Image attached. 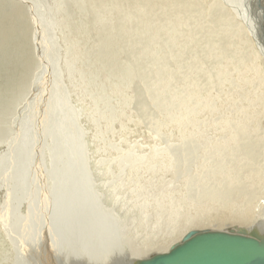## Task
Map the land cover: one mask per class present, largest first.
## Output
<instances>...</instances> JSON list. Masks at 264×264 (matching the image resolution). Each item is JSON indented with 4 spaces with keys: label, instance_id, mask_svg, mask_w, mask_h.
I'll list each match as a JSON object with an SVG mask.
<instances>
[{
    "label": "rangeland",
    "instance_id": "rangeland-1",
    "mask_svg": "<svg viewBox=\"0 0 264 264\" xmlns=\"http://www.w3.org/2000/svg\"><path fill=\"white\" fill-rule=\"evenodd\" d=\"M108 1L122 5L124 11L116 13L105 5ZM144 1L86 0L91 42L87 46L103 39L96 52L104 64L118 71L123 65L136 69L130 87L132 99L127 105L133 120L122 118L108 132L89 123L88 104L76 94L78 85L69 84L58 67L64 50L51 28L52 0H0V10L9 9L0 27L13 33L10 44L15 46L19 33L13 30L25 29L30 59L23 80L16 81L20 86L15 92H9L12 84H18L10 79L15 69L7 65L14 62L0 61V98L5 103L0 110V264H97L93 261L106 247L110 248L104 252L107 264H130L134 254L156 251L161 244L154 241L166 239L174 226L183 236L196 229H229L255 222L262 225L264 50L260 46H264V37L260 38L256 29H246L241 0H158L151 12L150 44L139 31L144 25L134 20L126 25L122 22L126 11H134V4ZM73 4L64 3L70 15H74ZM11 8L20 12L15 16ZM175 22L176 29L169 30ZM106 42L113 43L114 51L105 47ZM149 45L150 51L142 48ZM228 62L231 65L226 66ZM236 64L238 72L232 73ZM4 68L8 75L4 76ZM209 76H225L227 82H211ZM161 78L167 79L168 85L156 88L154 83ZM190 82L199 86L201 94L210 95L204 98L207 107L186 123L190 128L178 132L177 124L168 119L177 110L165 112L160 104L173 96L179 107L178 97L191 87ZM9 93L13 94L8 97ZM50 100L56 105L54 114L46 108ZM30 116L29 122L24 121ZM225 119H233V136L223 129ZM25 124L29 131L23 136ZM121 125H126V130L121 131ZM26 139H30L27 144ZM163 152L169 153L174 169L163 171L153 164ZM126 153L134 158L145 155L155 166L142 170L145 165L139 164L136 170L144 171L142 180L130 181V168L123 159ZM201 173L204 179L197 182ZM222 173L241 179L244 184L239 190L253 192L249 202L241 200L243 196L238 193L233 202L238 201L236 205L246 219L226 218L219 203L203 197L204 191H222L228 179L218 182ZM162 194L169 197L168 201L162 208L155 207ZM146 199L152 204H143ZM169 206L175 209L166 215L163 208ZM171 217L173 223L164 224ZM155 220L163 222L157 231ZM185 220H193L192 227L186 228L190 221ZM118 221L122 222L121 229ZM139 221L140 229L136 227ZM148 232H152L153 242L144 246Z\"/></svg>",
    "mask_w": 264,
    "mask_h": 264
},
{
    "label": "bare ground",
    "instance_id": "bare-ground-1",
    "mask_svg": "<svg viewBox=\"0 0 264 264\" xmlns=\"http://www.w3.org/2000/svg\"><path fill=\"white\" fill-rule=\"evenodd\" d=\"M215 1H220V0H211L212 3H214ZM65 2H70L72 4L74 3L73 4L74 5V15H70L66 11V9L64 8V3ZM125 2H126V0H125ZM155 2H158V0H146V1L142 2L143 4L135 3L134 6H133L134 7L133 8L134 11H131L132 8H131V10L129 9V11H126V13L123 14V18H122V22H123L124 25L129 23L130 20H134L137 23L144 25L143 29H141L139 31H140V34H142V35H144V36H146L148 38V41H149L150 44H151L150 36L153 33V31H152L153 29L151 28V24H150L151 23V17H152L151 16V12L153 10L152 7L155 5L154 4ZM241 2H242V5H244V10H245V15H244V13H243V15L245 16V18H247L246 29L247 30L251 29V32H252V29H253V31L256 29L257 33H259L262 37L259 36V35L258 36L260 38H263L264 37V0H241ZM51 3H52L51 4L52 11H53V14H54V19H53V21L51 23V28L53 30V33L58 35V39H59L58 44L64 50L63 54L61 55V59L58 62V67H60V71L63 74V78L66 81H68L69 84H72V82H73V84L78 85L76 94L81 97V99H82V101L84 103L88 104L86 116H87V119H88L89 123H91V125L94 128H96L97 126L98 127L100 126V127L105 128L109 132L113 128V125L116 122L120 121L122 118H126L127 121H130V120L132 121L133 117L127 111V105L132 99V94H131V90H130L131 88L130 87H131V85H132L131 83L133 81V74L136 72L135 67L131 66V65L130 66L123 65V66H121L119 68V71H118V69L116 70V69L110 68L106 64H104L100 60V58H99V56H98V54L96 52L97 48L100 45L103 46V39L100 41V43L93 44L91 46H87V44H89L91 42H89L90 24H89L88 20L86 19V15L88 13V6H87V3H86V0H52ZM105 5L110 7L116 13H118L120 11H124V9H125L122 5H115V3H110L109 1ZM0 12H1L0 13V21H5L6 13L9 12V9H7L6 11L5 10H0ZM19 12H20L19 9L15 10V9L11 8V14L15 13L14 15L16 16V14L19 13ZM136 13H143V14L138 15ZM7 23L10 26V28L13 27V24L12 25L10 24V23H12L11 21H8ZM177 25H178V22H175L174 24H172L171 27L168 26V29L169 30H175ZM113 26H114V24L111 23L110 24V29H112ZM13 31L19 33V39H18L19 43H17L16 46L10 44L11 42H13L12 37H10L11 35H13V33L10 34V30L9 29H5L3 26L0 27V61L2 59L3 60L8 59L10 62H14L12 64L9 63L7 65L9 66V68L13 67L15 69L14 71H11V75H13V77H10L12 83H18V84H12L13 86H12V88H9V92H15L18 89V87L20 86V82L23 80V78L25 76V73L28 71L27 69L29 67H27V66L30 65L29 64L30 63V59H28V52H27V49H26L27 40L25 39V35H26L25 34V29L23 27H21V28L18 27L17 29H15ZM104 32H107V31L104 29ZM17 33H15V34H17ZM34 39H36V38H34ZM243 42L244 41L241 40L240 44H243ZM112 44L113 43L106 42V46L105 47L107 49H111V50L114 51V48H113ZM34 45H36V44H34ZM41 47L39 46V48H41ZM260 47L264 50V46L261 45ZM142 48L150 51L151 50V45L146 46V47H142ZM35 62H36V59H35ZM37 63H39V62H37ZM228 63L229 64H227L226 66L231 65V62H228ZM4 70L6 72V73H4V76L8 75L9 74L8 70H6V68H4ZM231 71H232V73H237L238 72L237 64L234 65V67L231 68ZM7 78L8 77L5 78L4 83H5ZM19 79H20V82H16ZM209 79L211 80V82H216V81H220V80H224V81L227 82V78L225 76L218 77L217 79H214V78L209 76ZM167 81H168L167 79L161 78V79L157 80L154 83V85L156 86V88H163V87L165 88L168 85V82H169V81L168 82ZM189 88H188L189 90L187 89L185 93L180 95L181 98L178 97L177 105L179 107H177L176 103H174L175 102V98L173 96L168 101L160 104V105H162L164 107L165 112H167L170 109L177 110L176 114H170L169 113L171 116L168 117V119H169L171 124H174V125L177 124L176 127H177V131L178 132H181V131L185 130L186 128L188 130L190 128L189 124H186V123H188V120L189 119L191 120L193 116L197 115V113H199L202 109L207 107V103L204 100V98L208 97L210 94L209 93L204 94V95L201 94L202 93L201 89H199V86L197 84H194V83H191V87H189ZM10 94L12 95L13 93H9V94H7V96L10 97ZM160 94H161V92H160ZM160 94L157 95V98H160ZM35 97H36V95H35ZM175 97H176V95H175ZM192 98H194L193 105L187 106V103L189 101H191ZM46 103H47V101H46ZM173 104H174V106H173ZM165 105H167L166 108H165ZM4 107H5V103L0 98V110L2 108H4ZM42 107H43V105H42ZM55 107H56V105L53 106L52 105V100H50L49 107H46V108H48V110H49V112L51 114H54V108ZM45 115H46V113H45ZM45 115H44V117H45ZM39 116H40V114H39ZM49 116L53 117L51 115H49ZM35 117H38V116H35ZM29 118H31V116L30 117H26V119L24 121H28ZM45 118H47V115H46ZM232 121H233V119H231V121H230V119L226 120L224 122V125H223V129L228 131L231 136L234 135V132L231 130L234 127H232L230 125V122H232ZM33 123H35V122H33ZM30 124L31 123H29V126H30ZM26 125L27 124H25V126H23V133H22L23 136L27 135V133L29 131V128ZM48 125H47V127H48ZM58 125H59V123L56 121V124L54 126V130H55L56 134H57V131H58ZM126 125H124V126H126ZM133 125L135 126V124H133ZM124 126L121 125L119 127V129L121 131L126 130L124 128ZM239 128L241 129L242 127L240 126ZM234 131H236V129H234ZM98 132H99V130H98ZM27 139L24 141V143H26V144L30 141V139L29 140H27ZM45 139H46V137H45ZM96 140H98V137H96ZM174 151H176V150H174ZM246 152H249L248 149L246 150ZM54 157H56V156H54ZM123 157H124L123 159L125 160L124 163L126 164V167L128 166L130 168V173H129L130 181H133V180L140 181V180H142L143 175H144V171L141 174L140 172H138L136 170V168H137V166L139 164L145 165V166H143L142 170L153 169L154 166H155L153 164H156L159 168L162 167L163 171H168L169 169H174L173 168L174 167V162L171 159L169 153H167V152H163L162 154H160L159 157L154 158L153 164H149L148 161H149L150 158H146L145 155H141L139 158H134L132 156H129L126 153L125 155H123ZM120 158H121V156H120ZM144 160H145V162H144ZM121 162H123V161H121ZM146 162H147V164H145ZM125 164H123V165H125ZM204 176H205L204 173L199 174L198 178H197V182H199L201 179H204ZM47 178H48V176H47ZM222 181H225V183H226V185L224 186L222 191H218V190H215V189H213L211 191H204L203 192L204 193L203 197H206L205 199H207V200L210 199L212 201H215L216 203H219L218 205L222 206L220 208V210L224 213L226 218L229 217L231 219V216H233V217H238V218H241V219H246L245 218L246 216L244 215V211L243 210L241 211L239 209V207L236 205V202H238V201H236L235 204L233 202L235 201V196H236L237 193H238V195L243 196V198L241 200L249 202L248 200H250L252 198L253 192L250 191V194H249L247 189H245V188H243V190H239L241 184H244V182L241 179L231 177V175L229 176L226 173H222V176H221V178H220V180L218 182H222ZM41 183H43V182H41ZM73 185H75V184H73ZM47 191H48V189H47ZM168 198L169 197H167L166 194H162L157 199V201H155V203H154V204H156L155 207H160L161 206V208H162V205L164 203H166V201H168ZM181 199H183V197H181ZM38 202H39V200H38ZM151 202L152 201L150 199H146V200L143 201V204H148L149 205ZM239 202L241 203L242 201H239ZM79 206H81V205H79ZM140 206H142V205H140ZM174 209H175V207L169 206L168 208H163V211H164V213L166 215H169V214L173 213ZM247 211H249V210H247ZM80 213H81V211H80ZM65 215L66 214H62L61 217H64ZM88 217H86V218H88ZM24 218H25V216H24ZM172 218L173 217L168 218L167 220H165L167 222H164V224H166V223L172 224L173 223ZM72 220L75 221L76 219L74 220V218H73ZM72 220L70 219V221H72ZM193 220L192 221L188 220L190 222L188 223V225H187L188 227H186V228H189V226L192 227V224L194 222ZM25 221H26V219H25ZM79 221H81V220H79ZM186 221L187 220H185V223H186ZM93 222L94 221H92V223ZM113 222H114V219H113ZM113 222H112V225H113ZM261 222H262L261 226H259V224L256 225V222H255V224H250V226H246V225H242V224L237 226V227H234V228H231V226H230L229 229H227V228L226 229H222L221 228V229H218V230H214V229H211V230L196 229V230H193V231H190V232H187V233L184 232L183 236H180V234H179V232L177 230L175 232V226H174V229L172 230L171 233H169V235H168V237L166 239H156L154 241L155 244H157V245L161 244V245H159V247H157L158 249H156V251H154L152 253L146 252L144 254H138V255L134 254V256H136V257L135 258H134V256H132L133 258L131 257L132 259L130 261V264H138L139 261H141V260L150 259L151 257H154V256H156L158 254L167 253L172 248L180 245L181 243H183L188 238H191V237H193L195 235L202 234V233H205V232H226L228 234L246 235V236L254 237V238L258 239L260 242L264 243V220H262ZM75 224L77 225V222ZM116 224H118L120 229L122 228V222L121 221H118ZM141 224H142V222L139 221V224H137L136 227L138 229H140ZM162 224H163L162 221H159V220L153 221V227L155 228V231H157L162 226ZM109 225L110 224H108V226ZM28 231L29 230H27V232ZM151 233L152 232H148L147 236L144 238V242H145L144 246L149 244V242H153V238L154 237L153 238H152V236L150 237ZM37 234L38 233H36V235ZM39 238H41V237H38V239ZM46 238H47V236H46ZM50 240L53 241L52 239H50ZM1 244L2 243L0 242V250L2 249V246H3ZM105 246H107V245H104V247ZM154 247H156V246H154ZM5 248L6 247L4 246L3 249L5 250ZM130 248H131V246H130ZM145 248H147V247H145ZM107 250H110V248L106 247L102 251H99V252H102V253L97 254V256L95 258V261H93V262H98L97 264H107L106 263V261H107L106 257L107 256L104 253V252H107ZM2 251L3 250H1V252ZM53 251H54V249H53ZM96 252H98V251H96ZM58 254H60V253H58ZM41 256H43V255H41ZM82 256H84V255H82ZM1 257H2V255H1ZM80 257H81V255H80ZM7 258H9V257H7ZM43 258H44V256H43ZM47 258H49V256ZM124 260L126 261V259H124ZM46 264H49V261ZM57 264H59V263H57ZM120 264H123V262H121ZM124 264H128V263H124Z\"/></svg>",
    "mask_w": 264,
    "mask_h": 264
},
{
    "label": "water",
    "instance_id": "water-1",
    "mask_svg": "<svg viewBox=\"0 0 264 264\" xmlns=\"http://www.w3.org/2000/svg\"><path fill=\"white\" fill-rule=\"evenodd\" d=\"M138 264H264V243L246 235L205 232Z\"/></svg>",
    "mask_w": 264,
    "mask_h": 264
}]
</instances>
